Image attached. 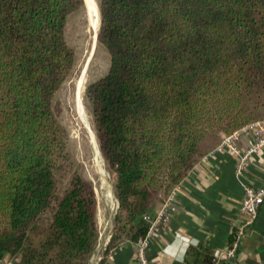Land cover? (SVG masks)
I'll use <instances>...</instances> for the list:
<instances>
[{"label":"trees","instance_id":"16d2710c","mask_svg":"<svg viewBox=\"0 0 264 264\" xmlns=\"http://www.w3.org/2000/svg\"><path fill=\"white\" fill-rule=\"evenodd\" d=\"M83 1L0 0V259L15 264H87L96 238V192L52 110ZM99 18L109 68L85 93L115 176L110 250L145 236L220 133L264 120V0H100Z\"/></svg>","mask_w":264,"mask_h":264},{"label":"crops","instance_id":"0c3cea01","mask_svg":"<svg viewBox=\"0 0 264 264\" xmlns=\"http://www.w3.org/2000/svg\"><path fill=\"white\" fill-rule=\"evenodd\" d=\"M238 146L244 149L245 141ZM234 160L230 152H209L177 185L175 211L165 226L157 228L148 248L147 256L155 264H208L236 239L233 264H264V203L254 223L245 228L240 211L241 183L257 188L264 182V148L246 163L242 182L235 177ZM103 200L112 213L114 201ZM97 264H139L136 247L129 242L119 244Z\"/></svg>","mask_w":264,"mask_h":264},{"label":"rangeland","instance_id":"374dc122","mask_svg":"<svg viewBox=\"0 0 264 264\" xmlns=\"http://www.w3.org/2000/svg\"><path fill=\"white\" fill-rule=\"evenodd\" d=\"M94 1L99 12L100 0ZM65 37L67 43L75 52L76 61L71 75L53 97L52 110L58 124L65 132V149L74 163L73 170L83 180L91 184L97 195L99 203L98 208H96L97 234L91 255L87 260V264H92L94 257H101L107 252L112 237L115 238L117 234L114 219L116 209L110 213L109 204L103 200L104 190L106 189L104 183H107L106 187H111L113 193L115 176L108 168L100 152L92 107L85 93L89 84L102 78L107 73L109 56L104 46L101 44L97 45V42L92 50L93 39L85 4L81 11L75 12L69 17L65 29ZM81 81L83 83L79 85ZM75 98L80 99L81 114L77 108ZM221 135L223 133L219 134V139L216 143L209 145L208 150L211 151L218 145ZM69 175H65L63 172L57 174L60 187H64L67 184L66 178ZM165 198L164 196L160 201L156 202L157 211ZM114 199L117 205L115 196ZM6 259H9V256H6ZM11 260L14 261L13 259Z\"/></svg>","mask_w":264,"mask_h":264},{"label":"built area","instance_id":"2783aa9c","mask_svg":"<svg viewBox=\"0 0 264 264\" xmlns=\"http://www.w3.org/2000/svg\"><path fill=\"white\" fill-rule=\"evenodd\" d=\"M244 140L245 148L241 149L238 142ZM264 148V120H258L241 127L230 134L221 137L218 145L211 151H226L234 155V171L237 180L242 182L241 177L246 163ZM243 189V199L240 211L245 215L243 227H248L257 218L260 206L264 203V182L257 188L249 187L241 183ZM177 186L167 195L157 211L155 217L150 220V225L145 236L140 238L134 245L137 252L139 264H155L147 256L148 248L151 244L153 234L160 226H165L169 220V214L175 211V190ZM238 240L231 245L224 253H218L213 258V264L228 262L233 258ZM100 257H94L92 264H97ZM0 264H15L10 259H0Z\"/></svg>","mask_w":264,"mask_h":264},{"label":"bare ground","instance_id":"6f19581e","mask_svg":"<svg viewBox=\"0 0 264 264\" xmlns=\"http://www.w3.org/2000/svg\"><path fill=\"white\" fill-rule=\"evenodd\" d=\"M85 2V6L87 8V16H88V19H89V24H90V31H91V34H92V39H93V43H92V50L95 48L96 46V40H97V34H98V25H99V12H98V8H97V5L95 3L94 0H84ZM89 26V25H88ZM96 34V35H95ZM98 45V44H97ZM92 52V51H91ZM90 52V53H91ZM84 81V80H83ZM83 82H79V85H81ZM78 85V86H79ZM80 87V86H79ZM79 89V88H77ZM79 93V91H78ZM76 96V95H75ZM79 96V95H78ZM76 99V98H75ZM76 105H77V108L79 110V113L81 111V102H80V99H76ZM81 114V113H80ZM91 135V134H90ZM104 176V175H103ZM105 181V180H104ZM104 183V182H103ZM106 182L104 183L105 185V190H104V195L103 197L106 199V200H109V202L112 200L114 201L115 203V199H114V196H113V193H112V189L110 186H107L106 187ZM110 185V184H109ZM104 187V186H103ZM116 209V204H115V207L113 210Z\"/></svg>","mask_w":264,"mask_h":264},{"label":"water","instance_id":"95a60500","mask_svg":"<svg viewBox=\"0 0 264 264\" xmlns=\"http://www.w3.org/2000/svg\"><path fill=\"white\" fill-rule=\"evenodd\" d=\"M100 24V23H99ZM99 30V29H98ZM98 37V34H97ZM227 264H233V259H231Z\"/></svg>","mask_w":264,"mask_h":264}]
</instances>
